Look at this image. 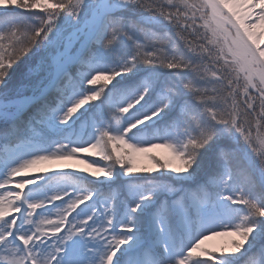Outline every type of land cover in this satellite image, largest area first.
Listing matches in <instances>:
<instances>
[{
	"label": "snow or ice",
	"instance_id": "snow-or-ice-1",
	"mask_svg": "<svg viewBox=\"0 0 264 264\" xmlns=\"http://www.w3.org/2000/svg\"><path fill=\"white\" fill-rule=\"evenodd\" d=\"M0 264H264V0H0Z\"/></svg>",
	"mask_w": 264,
	"mask_h": 264
},
{
	"label": "rangeland",
	"instance_id": "rangeland-1",
	"mask_svg": "<svg viewBox=\"0 0 264 264\" xmlns=\"http://www.w3.org/2000/svg\"><path fill=\"white\" fill-rule=\"evenodd\" d=\"M156 151L159 152V153H161V154H163V153H165L166 150H164V149H157Z\"/></svg>",
	"mask_w": 264,
	"mask_h": 264
}]
</instances>
